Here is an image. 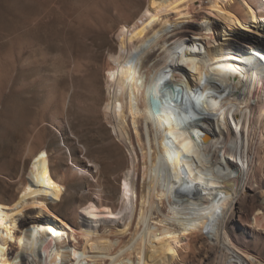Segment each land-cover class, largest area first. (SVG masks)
Instances as JSON below:
<instances>
[{
	"label": "bare ground",
	"instance_id": "obj_1",
	"mask_svg": "<svg viewBox=\"0 0 264 264\" xmlns=\"http://www.w3.org/2000/svg\"><path fill=\"white\" fill-rule=\"evenodd\" d=\"M134 2L93 0L100 9L93 22L81 12L69 22L70 46L77 38L71 58H87L86 83L97 96L102 71L109 91L102 119L128 154L121 207L98 211L91 203L74 214L80 225L59 218L53 208L65 188L39 149L15 199L0 201V264H176L198 236L225 255L222 264H264L226 228L255 188L252 224L264 232L263 184L253 179L259 171L264 178V66L251 60L264 48L252 43L264 40V0H205V12L192 14L203 0H148L132 14ZM229 37L245 43L242 52L225 47ZM152 87L171 97L158 114ZM71 170L92 177L81 165Z\"/></svg>",
	"mask_w": 264,
	"mask_h": 264
},
{
	"label": "rangeland",
	"instance_id": "obj_2",
	"mask_svg": "<svg viewBox=\"0 0 264 264\" xmlns=\"http://www.w3.org/2000/svg\"><path fill=\"white\" fill-rule=\"evenodd\" d=\"M147 1L135 0L132 6L137 5L130 12L138 13ZM92 2L0 0V201L12 203L26 181L32 156L37 150L45 149L54 178L65 188L62 201L53 211L70 224L79 225L81 221L74 214L91 203L98 211L119 210L120 175L128 157L102 119L101 109L109 96L108 87L104 91L102 71L97 96L86 83L87 58L77 62L71 58L77 49V38H72L70 46L69 22L77 12L86 13L88 21L93 22L92 17L100 9L93 10ZM201 7L191 10V14L205 12V0ZM231 8L240 15L237 8ZM248 39L250 43L254 40ZM252 43L263 45L264 40L260 37ZM225 47L232 50L238 47L236 51L240 52L239 47H245V43L229 37ZM255 48L250 46L246 51ZM263 55L264 48L258 49L251 60L264 66ZM105 56V50L101 49L100 69ZM76 65L80 66L79 71H74ZM262 156L264 151L260 152L261 161ZM74 164L88 168L92 177L74 174L71 170ZM90 164L96 168L88 167ZM262 178L260 171L253 177L263 184L264 190ZM253 189V192L247 190L246 199L234 206L226 228L241 251L264 263V232L255 230L252 224L261 191ZM109 228L113 226L106 227ZM198 237L190 240L191 248L180 249L181 260L176 264H222L225 255H217L216 247L206 238Z\"/></svg>",
	"mask_w": 264,
	"mask_h": 264
},
{
	"label": "water",
	"instance_id": "obj_3",
	"mask_svg": "<svg viewBox=\"0 0 264 264\" xmlns=\"http://www.w3.org/2000/svg\"><path fill=\"white\" fill-rule=\"evenodd\" d=\"M176 95H173V97H175ZM178 96V95H177ZM169 94H165V93H160V94H155L153 91V87L150 89L149 91V99L151 102V107H152V111L154 112V114H158L160 113V110L162 107L166 106V108L168 109L169 106L166 105V103L164 102V100L166 101H170ZM183 119V116H180ZM179 117V118H180ZM178 116L174 113V117L173 119L175 120H181V118L179 119ZM183 124V122H182ZM194 133V131H193Z\"/></svg>",
	"mask_w": 264,
	"mask_h": 264
}]
</instances>
